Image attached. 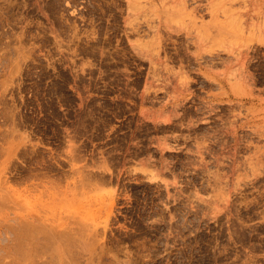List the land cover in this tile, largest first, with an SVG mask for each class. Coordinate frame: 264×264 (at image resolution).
Listing matches in <instances>:
<instances>
[{
	"label": "rangeland",
	"instance_id": "rangeland-1",
	"mask_svg": "<svg viewBox=\"0 0 264 264\" xmlns=\"http://www.w3.org/2000/svg\"><path fill=\"white\" fill-rule=\"evenodd\" d=\"M25 219L70 239L28 256ZM21 263L264 264V0H0V264Z\"/></svg>",
	"mask_w": 264,
	"mask_h": 264
},
{
	"label": "bare ground",
	"instance_id": "bare-ground-1",
	"mask_svg": "<svg viewBox=\"0 0 264 264\" xmlns=\"http://www.w3.org/2000/svg\"><path fill=\"white\" fill-rule=\"evenodd\" d=\"M56 186H57V185H56ZM26 218H27V217H26ZM40 219H41V218H40ZM25 220H26V219H25ZM25 220H24L23 223L18 222L20 226L18 227V231L15 230V233L20 232V234H21L22 237H23V238H22V237H20L21 235H19V238H16V240L18 241V244L15 245V247L17 246V248H18V247L21 248V250H22V251L24 250V252H25V251H26L27 253L29 252V253H28V256L30 255V251H28V250H31V249H30V247H28L29 249L27 248V244H28V243L26 244V242H28L27 239H29V238H31V237L34 236L33 233H35V231H39V232L41 231L42 233L47 234V235L44 234V236H45V240H47L48 237H52V234H55V233H60V235H61V233H63L62 235L65 236V234H64L65 232L63 231L64 229H63V230L60 229V231H59V230L55 227V225H53V224H52V225H48V227H49V228H48L47 225H46L45 223H41V222H42L41 220H40L41 222L38 221V219H37V222H34V221L31 222V220H30V221H27V220L25 221ZM84 221H85V220H84ZM38 222H40V223H38ZM85 222H86V221H85ZM18 223H17V224H18ZM30 223H33V224L36 225V226H33V225H31ZM36 223H37V224H36ZM46 223H47V222H46ZM74 225H75V224H74ZM17 226H18V225H17ZM17 226H16V228H17ZM68 229H69V228H68ZM79 229H80V228H79ZM84 229H85V227H84ZM19 230H20V231H19ZM82 230H83V229H82ZM16 231H17V232H16ZM76 231H77V228H76ZM84 231H85V230H84ZM84 231H83V232H84ZM68 232H69V231H68ZM70 232H71V231H70ZM37 233H38V232H37ZM18 234H19V233H18ZM18 234H17V235H18ZM32 234H33V235H32ZM40 234H41V233H40ZM72 234H73V233H72ZM72 234H71V235H72ZM79 234H80V233H79ZM13 235H14V234H13ZM15 235H16V234H15ZM17 235H16V237H18ZM58 235H59V234H57L56 236H58ZM64 236H63V237H64ZM67 236H69V235L67 234L64 238L68 241V239H70V238H68ZM78 236H79V235H78ZM92 236H93V235H92ZM39 237H40V236H39ZM60 237H61V236H60ZM66 237H67L68 239H67ZM70 237H71V236H70ZM73 238H74V237H73ZM11 239H12V238H11ZM36 239H37V238H36ZM36 239L34 238V240H36ZM53 239H54V238H53ZM65 239H64V241H65ZM31 240H32V239H31ZM42 240H43V239H42ZM42 240L40 241V242H41L40 244H42ZM45 240H44V241H45ZM48 240H49V239H48ZM48 240H47V241H48ZM50 240H51V238H50ZM60 240H62V242H63V238H61ZM60 240H59V241H60ZM13 241H14V240H13ZM17 241H16V243H17ZM23 241H24V242H23ZM37 241H38V240H37ZM37 241H36V242H37ZM44 241H43V242H44ZM47 241H45V243H46ZM51 241H52V240H51ZM53 241H54V240H53ZM53 241H52V242H53ZM59 241H58V243H59ZM36 242H34V244H35ZM71 242H72V241H71ZM13 243H14V242H13ZM45 243H43V245H42L43 247L46 246ZM55 243H56V241H55ZM60 243H61V242H60ZM63 243H64V242H63ZM69 243H70V242H69ZM73 243H75V242H73ZM34 244H33V245H34ZM47 244H48V242H47ZM61 244H62V243H61ZM65 244H67L66 246L68 247V243H66V241H65ZM70 244H71V243H70ZM28 245H29V244H28ZM38 245H39V243H38ZM38 245L35 244V246H37V247H38ZM52 245H53V244H52ZM55 245H56V244H55ZM39 246L42 247L41 245H39ZM69 246H70V245H69ZM33 247H34V246H33ZM67 247H66V249H67ZM44 248H45V247H44ZM44 248H43V249H44ZM61 248H62V246H61ZM27 249H28V250H27ZM32 249H34V248H32ZM64 249H65V248H64ZM64 249L62 250V252L65 251ZM69 249H70V247H69ZM13 250H14V249H13ZM18 250H19V249H17L16 252H20V251H21V250H20V251H18ZM35 250H36V248H35ZM60 250H61V249H60ZM60 250H59V251H60ZM14 251H15V250H14ZM36 251H37V250H36ZM33 252H34V251H33ZM45 252H46V251H45ZM67 252H68V249H67ZM10 253H11V251H10ZM12 253H13V252H12ZM21 253H23V252H21ZM21 253H20V254H21ZM27 253H26V254H27ZM34 253H35V252H34ZM36 253H37V252H36ZM38 253H39V252H38ZM38 253H37V254H38ZM56 253H57V252H56ZM68 253H69V252H68ZM17 254H18V253H17ZM70 254H71V253H70ZM15 255H16V254H15ZM21 255H22V254H21ZM31 255H32V254H31ZM53 255H54V254H53ZM56 255H57V254H56ZM61 255H62L61 253H58V256H59V257H61ZM72 255H73V254H72ZM17 257H19V256H17ZM19 258H20V257H19ZM22 258H23V257H22ZM22 258H20V259H22ZM34 258H35V257H34ZM23 260H24V259H23ZM36 262H37V261H36ZM45 262H46V261H45ZM63 263H64V262H63ZM21 264H22V263H21ZM27 264H28V263H27ZM55 264H56V263H55Z\"/></svg>",
	"mask_w": 264,
	"mask_h": 264
}]
</instances>
